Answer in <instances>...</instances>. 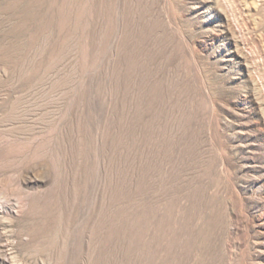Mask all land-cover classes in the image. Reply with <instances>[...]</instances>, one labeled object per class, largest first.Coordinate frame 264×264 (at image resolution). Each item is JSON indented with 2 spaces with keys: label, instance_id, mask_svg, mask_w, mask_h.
I'll list each match as a JSON object with an SVG mask.
<instances>
[{
  "label": "rangeland",
  "instance_id": "1",
  "mask_svg": "<svg viewBox=\"0 0 264 264\" xmlns=\"http://www.w3.org/2000/svg\"><path fill=\"white\" fill-rule=\"evenodd\" d=\"M0 256L264 264V0H0Z\"/></svg>",
  "mask_w": 264,
  "mask_h": 264
},
{
  "label": "bare ground",
  "instance_id": "2",
  "mask_svg": "<svg viewBox=\"0 0 264 264\" xmlns=\"http://www.w3.org/2000/svg\"><path fill=\"white\" fill-rule=\"evenodd\" d=\"M121 16V15H120ZM81 23V22H80ZM134 27V25H133ZM118 31V30H117ZM122 31V30H121ZM120 31V32H121ZM135 65V64H134ZM136 69V68H135ZM140 69V68H139ZM138 76H139V73H138ZM125 79V78H124ZM140 79V78H139ZM137 80V79H136ZM131 81V80H130ZM134 82V81H133ZM128 83V82H127ZM126 86V85H125ZM120 90V89H119ZM134 90V89H133ZM124 91V90H123ZM135 91V90H134ZM109 94V93H108ZM111 94V93H110ZM128 94V93H127ZM125 96V95H124ZM131 96V95H130ZM125 98V97H123ZM124 100V99H123ZM77 101V100H76ZM126 101V100H125ZM134 102V101H133ZM78 109V108H77ZM77 120V119H76ZM104 142V141H103ZM109 143V142H108ZM102 145V144H101ZM103 150V149H102ZM108 150V149H107ZM110 150V149H109ZM67 162V161H66ZM69 163V162H68ZM67 165V164H66ZM69 165V164H68ZM73 166V165H72ZM66 172V171H65ZM72 172V171H71ZM66 174V173H65ZM63 175V174H62ZM76 175V174H75ZM65 176V175H64ZM75 177V176H74ZM72 178V177H71ZM66 179V178H65ZM73 181V180H72ZM74 182V181H73ZM66 188V187H65ZM77 189V188H76ZM71 190V189H70ZM79 190V189H78ZM81 193V192H80ZM66 194V193H65ZM74 195V194H73ZM74 198V197H73ZM74 201V200H73ZM65 204V203H64ZM79 205V204H78ZM102 208V207H101ZM100 208V209H101ZM98 209V208H97ZM75 212V211H74ZM101 212V211H100ZM98 221V220H97ZM67 226V225H66ZM93 229V228H92ZM65 230V229H64ZM64 241V240H63ZM62 241V242H63ZM64 244V243H63ZM56 257V256H55ZM0 259H1V264H12L13 262L10 261V259H8L7 257L5 256H0Z\"/></svg>",
  "mask_w": 264,
  "mask_h": 264
}]
</instances>
